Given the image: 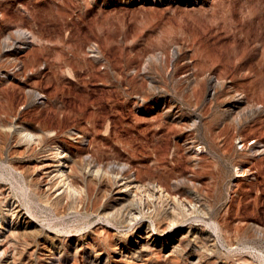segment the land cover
Listing matches in <instances>:
<instances>
[{"label": "rangeland", "instance_id": "374dc122", "mask_svg": "<svg viewBox=\"0 0 264 264\" xmlns=\"http://www.w3.org/2000/svg\"><path fill=\"white\" fill-rule=\"evenodd\" d=\"M0 250L264 264V0H0Z\"/></svg>", "mask_w": 264, "mask_h": 264}, {"label": "bare ground", "instance_id": "6f19581e", "mask_svg": "<svg viewBox=\"0 0 264 264\" xmlns=\"http://www.w3.org/2000/svg\"><path fill=\"white\" fill-rule=\"evenodd\" d=\"M216 85H217V80L213 79L210 82V86L212 88H216ZM19 131L21 132V136L24 139H26V141H28V142H32L36 138L41 139V138H44L45 137L46 139H54V138L58 137V132L56 130H46V132H43L42 131L41 133H39L37 135L36 134H33V133L31 134L30 132H25V131H21V130H19ZM242 146H244V145L242 144ZM249 149H250V151H252L253 150V147H249ZM258 152L259 153H262L263 152V148L261 147V144H259ZM235 171L236 172H240L239 168L235 169ZM61 172H62V170H61ZM4 253H5V251L0 250V256L4 255ZM8 264H10V262Z\"/></svg>", "mask_w": 264, "mask_h": 264}]
</instances>
